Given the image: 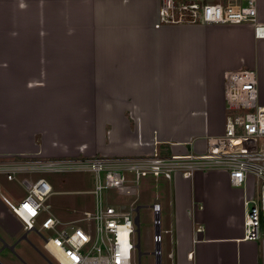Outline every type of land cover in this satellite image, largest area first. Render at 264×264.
I'll use <instances>...</instances> for the list:
<instances>
[{
  "label": "crops",
  "instance_id": "crops-1",
  "mask_svg": "<svg viewBox=\"0 0 264 264\" xmlns=\"http://www.w3.org/2000/svg\"><path fill=\"white\" fill-rule=\"evenodd\" d=\"M157 15L158 0H0V158L202 153L224 128L226 70L253 69L264 104V36L251 24L155 27ZM30 173L0 171L9 243L23 228L4 181ZM161 178L170 264H264V236L243 238L251 182L232 186L220 169ZM0 261L23 264L8 250Z\"/></svg>",
  "mask_w": 264,
  "mask_h": 264
},
{
  "label": "built area",
  "instance_id": "built-area-1",
  "mask_svg": "<svg viewBox=\"0 0 264 264\" xmlns=\"http://www.w3.org/2000/svg\"><path fill=\"white\" fill-rule=\"evenodd\" d=\"M251 24L255 35L264 36V25L257 21V0H159L155 27L163 25ZM225 101L222 133L205 136L202 153L161 155L156 149L137 156H73L19 160L0 158V171L12 180L16 172H87L92 186L84 191L92 196L82 215L62 220L51 212L49 197L55 193L43 177L23 178L24 196L12 201L2 195L17 216L24 233L35 231L43 238V249L57 264H137L134 223L139 182L142 177L169 179L175 172L184 177L207 169L227 173L230 185L252 183L253 192L243 196V238L264 236V104L259 101L257 76L253 69L226 70L223 75ZM105 191L133 197L128 208L104 200ZM159 225L160 203L149 206ZM38 224V226H36ZM53 232L42 236L41 231ZM162 241L153 233L154 244ZM156 253L161 254L160 249Z\"/></svg>",
  "mask_w": 264,
  "mask_h": 264
},
{
  "label": "rangeland",
  "instance_id": "rangeland-1",
  "mask_svg": "<svg viewBox=\"0 0 264 264\" xmlns=\"http://www.w3.org/2000/svg\"><path fill=\"white\" fill-rule=\"evenodd\" d=\"M244 24L246 25L247 23H241L240 25ZM38 176H43L51 184L52 189L55 191V193L49 197L48 202L51 205V212L60 219L69 220L77 218L82 215L83 210L90 208L92 196L84 193V191L90 189L92 186V178L89 173L76 171L59 173L48 172L43 174L30 173L25 177L29 180H33ZM160 180H163V178L158 177L154 180L153 176H145L142 177L139 182V198L136 202V206H140L139 231L134 233V241L135 244L139 242V249L135 248V258L136 261H138V257H140V264H154V257L149 254L154 250V214L149 205L152 203L154 195L159 192L161 193L163 185ZM4 182L6 186V195L12 200H15L16 202L24 196V192L20 187L21 185L16 182ZM104 200L106 203L128 208L129 203L133 200V197L114 195L110 191H105ZM164 211L165 208L162 201L160 212L161 218H163ZM36 226H38V224H36ZM161 227V229L164 228L163 225H161ZM23 233L24 231L22 230L20 235ZM41 235L53 236L54 233L42 230ZM161 235V264H170V259L167 257V249L165 246L167 234L161 230ZM26 238L27 240L22 242L25 248V253L20 252L19 248L16 250L19 255L18 260L20 262L23 264H57L56 261L43 249V238L39 234L35 231H29ZM36 248L41 252V254H43V256ZM139 252H141L140 256L138 255ZM4 264L7 263L4 262Z\"/></svg>",
  "mask_w": 264,
  "mask_h": 264
},
{
  "label": "water",
  "instance_id": "water-1",
  "mask_svg": "<svg viewBox=\"0 0 264 264\" xmlns=\"http://www.w3.org/2000/svg\"><path fill=\"white\" fill-rule=\"evenodd\" d=\"M139 208H140V206H137L135 208V210H134L135 211L134 223H135L136 231L137 232L139 231V228H138V226H139ZM156 218H158V216H155L154 215V219H156ZM153 232L154 233H157V234L160 233V229H159V226L157 224L154 225ZM26 240H27V238H26V234L25 233H23L22 235L18 236L11 243L7 242L6 240H4L3 238L0 237L1 250H8L12 256H14L15 258L18 259L19 258V255L16 252L17 247L20 244H22V242H25ZM135 247L137 249H139V242L136 243ZM159 249H160L159 244H154V250L149 253V254H151L154 257V264H161V254L156 253V251L159 250ZM39 253L41 254L40 251H39ZM41 255L43 256V254H41ZM138 255L140 256L141 255V252H139ZM139 259H140V257H138L137 264H140V260ZM0 264H3V263L0 261Z\"/></svg>",
  "mask_w": 264,
  "mask_h": 264
},
{
  "label": "flooded vegetation",
  "instance_id": "flooded-vegetation-1",
  "mask_svg": "<svg viewBox=\"0 0 264 264\" xmlns=\"http://www.w3.org/2000/svg\"><path fill=\"white\" fill-rule=\"evenodd\" d=\"M1 237V236H0ZM2 238V237H1ZM1 244V243H0ZM0 250H1V247H0ZM17 252V251H16ZM18 254V253H17Z\"/></svg>",
  "mask_w": 264,
  "mask_h": 264
}]
</instances>
